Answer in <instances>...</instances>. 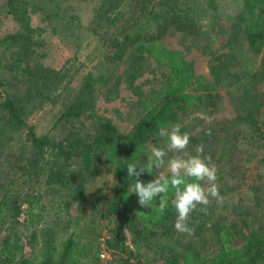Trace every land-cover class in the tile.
I'll use <instances>...</instances> for the list:
<instances>
[{
  "label": "trees",
  "instance_id": "16d2710c",
  "mask_svg": "<svg viewBox=\"0 0 264 264\" xmlns=\"http://www.w3.org/2000/svg\"><path fill=\"white\" fill-rule=\"evenodd\" d=\"M94 1L87 30L100 51L73 83L67 68L42 62L44 33L55 34L68 9L58 0H0V15L16 23L13 32L0 33V264H100L93 213H102L101 206L113 224L108 245L138 257V264H264L263 182H248L254 174L252 181L264 177V0H242L220 47L198 22L215 0ZM32 14L41 24H32ZM169 31L216 61L217 81L227 76L237 99L233 119L206 121L198 114L214 112L221 95L182 51L161 41ZM155 68L162 74L135 101L131 128L98 119L99 95L111 100L121 84L133 88ZM63 92L60 114L36 134L26 117ZM173 124L190 136L187 153L202 144L203 155L211 156L223 198L222 204L210 198L206 213L197 206L188 220L192 233L174 227L171 190L163 214L127 192L126 164L146 162L152 145L166 148L158 131ZM20 132L23 145L9 151ZM103 175L111 177L108 193L93 184ZM229 194L237 198L230 204Z\"/></svg>",
  "mask_w": 264,
  "mask_h": 264
},
{
  "label": "rangeland",
  "instance_id": "374dc122",
  "mask_svg": "<svg viewBox=\"0 0 264 264\" xmlns=\"http://www.w3.org/2000/svg\"><path fill=\"white\" fill-rule=\"evenodd\" d=\"M63 8L68 11L64 13L59 21H56V33H52L49 29L44 33V52L42 62L51 67L61 68L64 66L68 69V74L74 77V81L80 76L83 70H88L93 66L97 60L99 49L98 39L92 35L87 26L92 19L95 6L97 4L94 0H58ZM215 9L209 10L198 17V22L212 30V39L216 47L221 46L223 33L229 25L230 19L235 13L239 11L242 6V0H215ZM126 4V3H125ZM63 16V15H62ZM70 17H76L71 19ZM32 24L39 23V17L36 14L31 16ZM41 24V23H39ZM16 29V23L11 16L0 15V33L13 32ZM185 36H180L178 33L166 32L162 35L161 41L169 48L178 49L182 51L185 59L189 61L196 74L202 75L208 82H210L214 91L221 95V99L217 103L216 110L209 114V111L198 112L199 115L205 118L206 121L210 119L225 120L233 119L235 117V102L236 94L233 86H228L227 76H223L217 81L218 66L211 56H208L197 48L186 45ZM162 74L158 68L154 72L145 73L138 77L135 81V87H127L121 84L118 88L117 95L111 100H107L105 96L99 95L95 100V107L98 110V119H108L117 124L122 131H127L131 128L136 116L138 108L135 101L142 93H146L155 84L157 78ZM65 92L54 98L53 102L46 103L37 112L31 113L26 117L27 125L33 128L36 134H41L48 130L54 120L61 112V103L65 100ZM197 114L193 113L192 115ZM15 140L11 142L9 151L14 152L23 145L24 133H16ZM167 162V160H166ZM159 171L167 173V166L159 169ZM256 174L251 175L248 182L259 184L263 182L262 189L264 190V177L262 180L252 181ZM111 177L103 175L94 179V187L105 188L108 193L109 188L106 184ZM93 187V188H94ZM204 187H207L205 184ZM246 190V187H244ZM243 190V189H242ZM244 191V190H243ZM245 192V191H244ZM264 192V191H263ZM246 196H249L246 194ZM227 203H231L236 198V195H227ZM172 200V199H171ZM102 213H93V221L97 227L96 243L100 253L104 257H100V264H138V257L127 256L121 253L118 249L110 247L107 243L112 222H110L104 215V207L101 206ZM87 218L91 216L87 212ZM23 217V216H22ZM46 217L43 219L45 220ZM85 220L80 219L79 224L83 226ZM126 245L130 248L133 246L132 236L127 234ZM142 245L141 243L139 244ZM138 245V247H140ZM135 251V250H134Z\"/></svg>",
  "mask_w": 264,
  "mask_h": 264
},
{
  "label": "clouds",
  "instance_id": "9594fccd",
  "mask_svg": "<svg viewBox=\"0 0 264 264\" xmlns=\"http://www.w3.org/2000/svg\"><path fill=\"white\" fill-rule=\"evenodd\" d=\"M206 134L211 135V129ZM158 135L166 138V148L152 145L150 154L146 155V162L126 164L129 184L127 192L138 196V204L141 207L152 208L155 204L159 213L163 214L168 207L167 196L171 190L173 193L171 204L177 213L174 227L179 232L192 233L194 229L189 227L188 220L190 214L197 210L198 205L203 206L199 210L206 213L211 199H215L218 204L223 203L216 183V165L210 155L206 157L203 155L202 144L197 146L195 154L185 151L190 136L187 132H181L179 124L161 126ZM170 152L177 154L169 157ZM166 157H168L167 162ZM165 164L169 173L167 175L159 171ZM154 171L156 172L154 179L147 182L140 179L145 172L153 175ZM201 182L207 187L202 186Z\"/></svg>",
  "mask_w": 264,
  "mask_h": 264
},
{
  "label": "built area",
  "instance_id": "2783aa9c",
  "mask_svg": "<svg viewBox=\"0 0 264 264\" xmlns=\"http://www.w3.org/2000/svg\"><path fill=\"white\" fill-rule=\"evenodd\" d=\"M100 257H104V254L103 253H100Z\"/></svg>",
  "mask_w": 264,
  "mask_h": 264
}]
</instances>
